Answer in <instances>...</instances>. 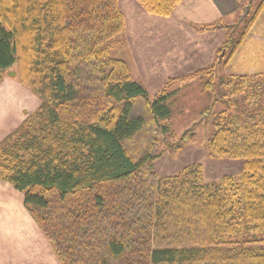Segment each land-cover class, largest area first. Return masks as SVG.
Instances as JSON below:
<instances>
[{
  "label": "trees",
  "instance_id": "1",
  "mask_svg": "<svg viewBox=\"0 0 264 264\" xmlns=\"http://www.w3.org/2000/svg\"><path fill=\"white\" fill-rule=\"evenodd\" d=\"M138 1L168 16L180 0ZM263 8L261 0L226 63ZM125 23L119 0H0V81L15 68L41 100L0 142V181L23 193L60 264H264L258 75L231 77L246 119L223 110L207 141L208 156L243 159L240 174L210 183L194 163L161 176L153 148L170 129V89L214 67L172 77L151 97L125 61L107 57ZM197 140L186 130L170 151Z\"/></svg>",
  "mask_w": 264,
  "mask_h": 264
},
{
  "label": "rangeland",
  "instance_id": "2",
  "mask_svg": "<svg viewBox=\"0 0 264 264\" xmlns=\"http://www.w3.org/2000/svg\"><path fill=\"white\" fill-rule=\"evenodd\" d=\"M260 1L240 0L239 4L236 0L231 15L217 18L199 10V0L194 6L191 0H180L168 16L149 13L138 0H119L125 28L105 45L107 57L125 61L133 80L151 97L172 77L214 67L212 74L197 75L171 87L170 129L153 148L159 154L154 162L159 175L174 174L194 163L203 166L210 183L240 174L243 159L213 158L208 156L206 147L220 112L227 109V113L246 119L243 97L234 96L233 87L228 84L232 76L257 74L264 91V8L226 63L230 49L241 37L246 21ZM206 19L212 20L201 22ZM208 23L226 27L205 31L196 27ZM253 26L262 38L251 36ZM228 39L230 43L226 44ZM40 103L39 97L18 81L15 68L5 72L0 81V142L12 135ZM259 104L264 109V96ZM190 129L195 131L197 142L178 153L171 152L170 145ZM22 204L23 193L0 181V264H60L44 233Z\"/></svg>",
  "mask_w": 264,
  "mask_h": 264
},
{
  "label": "crops",
  "instance_id": "3",
  "mask_svg": "<svg viewBox=\"0 0 264 264\" xmlns=\"http://www.w3.org/2000/svg\"><path fill=\"white\" fill-rule=\"evenodd\" d=\"M192 1H193L192 6H194V4L196 3V0H191L190 3H192ZM200 1H201V5H200ZM199 5L201 6L199 7V10H202L205 15L206 14L209 16L214 15V16H218L217 18H219L221 16H225L228 14L231 15L234 12L236 8V0H199ZM209 18H212V17H209ZM210 20L212 19L202 20L201 22H208ZM255 26H257V24ZM255 26H253L252 28L253 32H251V36L255 38H262L259 32L255 29ZM22 205L24 206V204Z\"/></svg>",
  "mask_w": 264,
  "mask_h": 264
},
{
  "label": "water",
  "instance_id": "4",
  "mask_svg": "<svg viewBox=\"0 0 264 264\" xmlns=\"http://www.w3.org/2000/svg\"><path fill=\"white\" fill-rule=\"evenodd\" d=\"M247 9H248V7L245 10L247 11ZM245 13H247V12H245Z\"/></svg>",
  "mask_w": 264,
  "mask_h": 264
}]
</instances>
